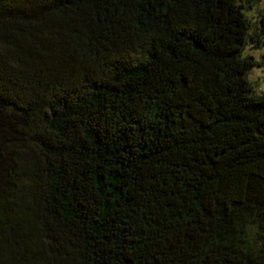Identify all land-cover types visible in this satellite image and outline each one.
Segmentation results:
<instances>
[{"label": "trees", "instance_id": "trees-1", "mask_svg": "<svg viewBox=\"0 0 264 264\" xmlns=\"http://www.w3.org/2000/svg\"><path fill=\"white\" fill-rule=\"evenodd\" d=\"M257 0H0V264H264Z\"/></svg>", "mask_w": 264, "mask_h": 264}, {"label": "rangeland", "instance_id": "rangeland-1", "mask_svg": "<svg viewBox=\"0 0 264 264\" xmlns=\"http://www.w3.org/2000/svg\"><path fill=\"white\" fill-rule=\"evenodd\" d=\"M252 7V9L244 10L243 13L251 24H255L258 11L264 9V0H257ZM245 56H250L259 64L246 73V79L251 86L253 94H262L264 93V46L259 49L246 47L242 52V57Z\"/></svg>", "mask_w": 264, "mask_h": 264}]
</instances>
